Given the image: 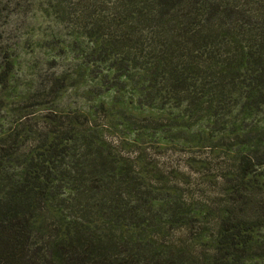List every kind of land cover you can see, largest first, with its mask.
Returning <instances> with one entry per match:
<instances>
[{
	"label": "trees",
	"instance_id": "16d2710c",
	"mask_svg": "<svg viewBox=\"0 0 264 264\" xmlns=\"http://www.w3.org/2000/svg\"><path fill=\"white\" fill-rule=\"evenodd\" d=\"M62 5V17L66 12L140 17L144 28L129 27L117 45L137 46L141 38L146 54L120 58L116 77H131V68L141 66L150 76L139 101L163 106L171 100L166 102L184 111L182 122L199 120L216 129L231 116L253 114L241 119L253 147L241 157L240 172L243 179L262 174L264 121L254 116L264 111V34L214 17H264V0H62ZM109 45L96 51L104 56ZM3 57L0 86L6 87L14 61ZM96 127L89 118L62 122V130L52 131L40 149L12 147L13 134L0 138V264H249L248 251L264 256V236L255 235L264 229V205L252 218L222 214L211 229L195 228L204 214L183 210L185 203L156 175H143L132 161L122 163ZM257 183L263 185L260 178ZM58 202L64 212L54 215L61 220L55 234L36 235L42 211ZM174 225L195 231L199 241L211 231L204 260L187 258L180 239L161 242L162 229Z\"/></svg>",
	"mask_w": 264,
	"mask_h": 264
},
{
	"label": "rangeland",
	"instance_id": "374dc122",
	"mask_svg": "<svg viewBox=\"0 0 264 264\" xmlns=\"http://www.w3.org/2000/svg\"><path fill=\"white\" fill-rule=\"evenodd\" d=\"M63 5L62 0H0L1 68L3 56L14 61L7 86H0V138L13 134L12 147L24 150L34 145L40 149L54 135L52 131L62 130V122L89 118L122 163L132 161L143 175H156L164 189L171 188L185 203L183 210L204 214L194 221L195 228L211 229L215 217L222 214L244 219L262 212L264 170L259 177L251 172L244 179L240 172L241 157L253 147V142L247 143L251 135L243 134L241 119L253 118V114L231 116L227 126L212 129L199 120L182 122L185 113L166 102L171 100H164L163 106L158 101H139L150 75L141 66L131 68V77L117 78L116 73L120 72V58L146 54L141 38L137 46L117 45L130 33L129 27L136 25L138 32L144 28L140 17H68L67 12L75 11L78 4L62 17ZM214 18L264 34V17ZM98 45H109L104 56L96 51ZM153 56L149 53V58ZM254 118L264 121V111ZM17 133L21 137L13 142ZM60 204L48 205L38 215L36 235L53 237L54 224L59 226L64 212ZM37 205L44 208L42 201ZM54 215L59 217L54 220ZM191 231L186 233L180 225L165 227L161 242L180 239L182 249L189 251L186 257L201 262L212 247L208 241L211 231L202 241ZM255 235L262 238L264 229ZM260 253L248 251V263L264 264Z\"/></svg>",
	"mask_w": 264,
	"mask_h": 264
}]
</instances>
